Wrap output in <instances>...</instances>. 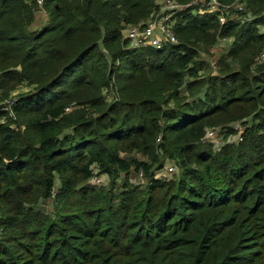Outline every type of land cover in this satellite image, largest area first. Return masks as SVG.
I'll use <instances>...</instances> for the list:
<instances>
[{"label":"trees","instance_id":"trees-1","mask_svg":"<svg viewBox=\"0 0 264 264\" xmlns=\"http://www.w3.org/2000/svg\"><path fill=\"white\" fill-rule=\"evenodd\" d=\"M196 1L0 0V264H264V0Z\"/></svg>","mask_w":264,"mask_h":264},{"label":"built area","instance_id":"built-area-1","mask_svg":"<svg viewBox=\"0 0 264 264\" xmlns=\"http://www.w3.org/2000/svg\"><path fill=\"white\" fill-rule=\"evenodd\" d=\"M42 0H38V2L41 4ZM171 0H166V8L169 9V7H173ZM216 9V10H223L228 9L229 7H234L237 11L243 10V5L239 2V0H236L235 3H232L230 5H222L217 0H209L208 1V8ZM211 9H207L208 12H210ZM167 20V17H164L162 22H158V20H151L148 22L147 26L143 30L137 31L136 29H131L129 35L133 37V44L134 45H150L153 47H159L164 43H175L177 42L176 36L173 34V30L170 24H166L165 21ZM224 22V18L220 16V23ZM259 60H264V47L262 48L259 56ZM6 104H11L12 101L10 99L4 100ZM3 101V102H4ZM12 114V113H11ZM233 129H238L239 125L237 123L232 124ZM218 129H208L205 134V140L208 142H211L213 144L214 149H219L221 146H223L224 140L220 137ZM159 140V139H157ZM241 137L238 132H233V134L228 135L227 142L233 143L240 141ZM175 171V167L173 165H166L163 170H161L158 173V177L165 178L166 176L172 174ZM141 174V173H140ZM93 179L96 182H99L100 178L97 176H94Z\"/></svg>","mask_w":264,"mask_h":264},{"label":"rangeland","instance_id":"rangeland-1","mask_svg":"<svg viewBox=\"0 0 264 264\" xmlns=\"http://www.w3.org/2000/svg\"><path fill=\"white\" fill-rule=\"evenodd\" d=\"M207 0H205L204 2H206ZM199 3L200 0H197L196 3ZM233 12L232 10L229 12L231 13ZM229 15V14H228ZM38 17V21L41 20V16L37 14ZM262 31H264V26H261ZM232 42V39H230L228 42H223L221 40V38L217 39L215 41L214 44H204V45H200L198 46V56L197 58H195V61L201 63L202 66V70L200 71V75L202 77H207V76H217L220 73V68L222 64L228 63L229 65H231L232 67H234L235 69H239L238 64L234 65L232 64V61L230 58H228L227 56V51L230 47V44ZM28 87L27 86H19L16 89H14L9 97H14L16 94L18 95L19 93H23L28 91ZM122 156L127 155V154H121ZM129 156L134 157V158H140L142 159V156L140 155V153H133V154H129ZM166 164H174L175 162L171 159H166ZM176 166V165H175ZM177 167L175 170V173L170 176L171 177H176L177 174ZM129 180L133 183H139V184H144L145 181L142 177V175L140 173H138V175H134V174H130L129 175ZM40 208H42L46 213H51L53 211V202H51L50 200L46 201V202H42L40 204Z\"/></svg>","mask_w":264,"mask_h":264},{"label":"crops","instance_id":"crops-1","mask_svg":"<svg viewBox=\"0 0 264 264\" xmlns=\"http://www.w3.org/2000/svg\"><path fill=\"white\" fill-rule=\"evenodd\" d=\"M230 39H225V40H222L223 42H228Z\"/></svg>","mask_w":264,"mask_h":264}]
</instances>
